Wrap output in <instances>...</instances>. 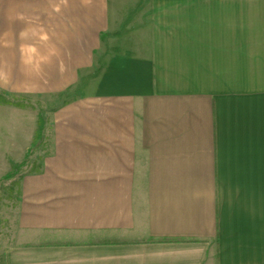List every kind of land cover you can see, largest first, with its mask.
<instances>
[{"label":"crops","instance_id":"1","mask_svg":"<svg viewBox=\"0 0 264 264\" xmlns=\"http://www.w3.org/2000/svg\"><path fill=\"white\" fill-rule=\"evenodd\" d=\"M0 89L58 97L5 264H264V0H0Z\"/></svg>","mask_w":264,"mask_h":264},{"label":"rangeland","instance_id":"2","mask_svg":"<svg viewBox=\"0 0 264 264\" xmlns=\"http://www.w3.org/2000/svg\"><path fill=\"white\" fill-rule=\"evenodd\" d=\"M57 101L58 97L20 95L0 89V133L4 129L12 130L10 143L0 134V264H5L8 247L23 244L29 238V234L18 226L20 178L24 172L36 169L52 150L48 125L52 106ZM41 117L46 120V127L40 142L36 138ZM4 120L10 121L11 125H3ZM30 135L32 139L27 146L23 143ZM9 146L11 150H7Z\"/></svg>","mask_w":264,"mask_h":264},{"label":"trees","instance_id":"3","mask_svg":"<svg viewBox=\"0 0 264 264\" xmlns=\"http://www.w3.org/2000/svg\"><path fill=\"white\" fill-rule=\"evenodd\" d=\"M45 127H46V120L41 117L40 119V124H39V129L37 132V141H42L44 139V134H45Z\"/></svg>","mask_w":264,"mask_h":264}]
</instances>
